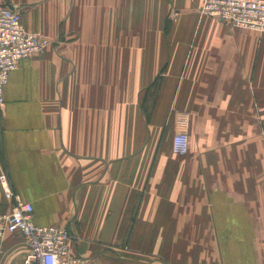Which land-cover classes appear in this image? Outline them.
Wrapping results in <instances>:
<instances>
[{
	"label": "crops",
	"instance_id": "crops-1",
	"mask_svg": "<svg viewBox=\"0 0 264 264\" xmlns=\"http://www.w3.org/2000/svg\"><path fill=\"white\" fill-rule=\"evenodd\" d=\"M200 3L0 0L47 39L4 87L0 174L87 264H264V34Z\"/></svg>",
	"mask_w": 264,
	"mask_h": 264
},
{
	"label": "built area",
	"instance_id": "built-area-1",
	"mask_svg": "<svg viewBox=\"0 0 264 264\" xmlns=\"http://www.w3.org/2000/svg\"><path fill=\"white\" fill-rule=\"evenodd\" d=\"M199 13L232 28L264 34V0H201ZM46 46L47 39L21 24L15 8L0 4V106L4 103L9 73L21 60L39 55ZM187 149V134H176L172 141L173 153L184 155ZM0 187L4 197L12 202L11 212L0 214V256L5 234L18 232L27 246L22 264H87L85 258L71 252L75 237L70 231L32 222L31 204L12 192L4 173L0 174Z\"/></svg>",
	"mask_w": 264,
	"mask_h": 264
},
{
	"label": "rangeland",
	"instance_id": "rangeland-1",
	"mask_svg": "<svg viewBox=\"0 0 264 264\" xmlns=\"http://www.w3.org/2000/svg\"><path fill=\"white\" fill-rule=\"evenodd\" d=\"M30 31V30H29ZM33 32V31H32Z\"/></svg>",
	"mask_w": 264,
	"mask_h": 264
}]
</instances>
